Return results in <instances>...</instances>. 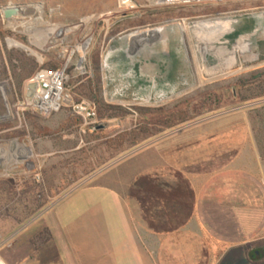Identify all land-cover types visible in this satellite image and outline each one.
I'll return each instance as SVG.
<instances>
[{"label": "rangeland", "instance_id": "1", "mask_svg": "<svg viewBox=\"0 0 264 264\" xmlns=\"http://www.w3.org/2000/svg\"><path fill=\"white\" fill-rule=\"evenodd\" d=\"M131 1L134 9L126 11L120 0H0V83L7 84L12 107L11 117L0 124V157H4L0 160L1 219L34 220L68 192L62 209L70 220L80 218L88 209L111 207L126 196L138 203L137 197L147 202L146 193L134 198L130 195L143 177H157L173 187L177 176L189 183L191 169L186 168L195 157L170 153L164 156L172 159L167 167L160 151L174 142L165 140L176 137L187 143L207 137L212 127L209 123L230 115L247 114L257 137L264 140V44L257 56L248 57L230 73L205 77L191 24L195 17L208 14L224 13L233 19L260 15L264 0H217L189 6ZM11 6L25 11L12 21L18 28L15 30L2 15ZM39 13L44 21L37 25L40 32L26 33ZM108 13L114 14L111 19L104 18ZM87 19L90 21L84 25ZM180 24L195 63L197 82L190 71L184 72L182 79L165 80L160 71L165 66L162 62H151L155 67L134 79L128 63L116 54L121 48L119 39L136 30L161 28V35L184 55ZM75 27L74 32L68 31ZM45 29H64V36L57 38ZM32 35L40 47L46 41L57 43L41 52L31 46ZM84 43L86 50L81 48ZM29 51L43 60L30 56ZM110 52L114 55L105 66ZM53 68L65 71L64 92L73 103L86 102L96 109V130L70 106L46 115L28 99L27 85L37 71ZM28 73L31 77L24 80ZM147 76L157 83L149 87ZM179 147L182 145L173 146V151ZM8 179L14 181V192L3 182ZM39 205L46 206L36 213ZM145 206L149 208V204ZM261 249L263 246L256 248Z\"/></svg>", "mask_w": 264, "mask_h": 264}, {"label": "crops", "instance_id": "2", "mask_svg": "<svg viewBox=\"0 0 264 264\" xmlns=\"http://www.w3.org/2000/svg\"><path fill=\"white\" fill-rule=\"evenodd\" d=\"M209 126L207 137L167 138L174 143L160 151L167 167L170 153L195 157L186 168L194 202L185 221H147L141 204L127 196L70 220L62 209L68 192L29 222L0 218V258L6 264H264V250H256L264 249V140L244 113ZM42 227L49 241L39 238Z\"/></svg>", "mask_w": 264, "mask_h": 264}, {"label": "flooded vegetation", "instance_id": "3", "mask_svg": "<svg viewBox=\"0 0 264 264\" xmlns=\"http://www.w3.org/2000/svg\"><path fill=\"white\" fill-rule=\"evenodd\" d=\"M255 16L244 14V17L233 19L223 13L201 15L193 19L191 24L199 47L197 51L199 54L198 61L202 67L203 76L216 77L230 73L248 57L258 55V51L262 49L264 44V19L258 21ZM215 24L217 25L214 26ZM180 32L181 44L186 49L185 54L177 53L169 38L161 35L153 47V53L159 57V60L151 62L154 65L160 62L165 63L164 68L160 71L167 81H172L175 78L182 79L184 72L190 71L195 82H197L198 74L195 63L189 51L186 34L181 27ZM127 63L130 75L134 79L138 78L143 63L139 62L138 57L130 59ZM146 78L149 87L157 83V80H153L151 77L147 76ZM5 90L8 93L7 84ZM10 117L11 114L7 119ZM6 120H0V124ZM1 159L4 157L1 156Z\"/></svg>", "mask_w": 264, "mask_h": 264}, {"label": "water", "instance_id": "4", "mask_svg": "<svg viewBox=\"0 0 264 264\" xmlns=\"http://www.w3.org/2000/svg\"><path fill=\"white\" fill-rule=\"evenodd\" d=\"M24 14L25 11L20 6L7 7L2 11L4 19L8 22H12L19 15ZM255 17L258 19V21H263L264 12L260 15H256ZM33 22L34 25L26 27V33L40 32V28L37 27L39 23H37L36 21ZM216 25L217 24H215L214 26ZM180 27L184 30L182 24H180ZM44 31L47 34L49 33L48 29H45ZM163 31V29L148 28L143 30H136L131 34L123 36L119 39V41L121 42V48L116 54H119L120 59L124 62H128L130 59H136L138 57L139 62L143 63V66L141 67V73H147L149 72V69L151 67H155L154 65L150 64L151 61L159 60V57L155 56L153 53V47L156 40L161 36ZM31 42V46L41 52H46L51 46L57 43V41L51 40L44 43L42 47H39L33 37L31 38ZM21 49L27 51L25 48ZM29 55L37 57V55H34L32 53H29ZM105 66H107L106 63ZM5 87L6 83H0V120H6L10 116L12 109ZM37 89V82L34 81V79L30 80L27 85L26 95L28 99L32 101L33 106L41 110L45 105H43V103L36 97Z\"/></svg>", "mask_w": 264, "mask_h": 264}, {"label": "trees", "instance_id": "5", "mask_svg": "<svg viewBox=\"0 0 264 264\" xmlns=\"http://www.w3.org/2000/svg\"><path fill=\"white\" fill-rule=\"evenodd\" d=\"M34 66L36 68V65ZM51 70L56 71V68ZM31 75L32 73L25 74L24 80L30 78ZM96 89L98 93L99 88ZM176 178V187L161 183L157 177H143L136 181L134 187L131 189L130 195L134 198L138 196V193L147 194V202L137 197L141 203L147 221L160 218L185 221L189 218L194 202L193 192L189 183L183 180L181 176H177ZM3 182L9 185L10 192H14L15 184L13 180L8 179ZM146 203L149 204V208L145 206ZM45 206L46 205H39L35 212L37 213L43 210ZM151 226L156 230L162 228L159 224H154L153 222H151ZM38 236L42 240L46 238L44 239L46 241H49L51 238L49 230L45 227L40 228ZM263 250L264 249L261 251ZM250 260L254 262L256 259L250 256Z\"/></svg>", "mask_w": 264, "mask_h": 264}, {"label": "built area", "instance_id": "6", "mask_svg": "<svg viewBox=\"0 0 264 264\" xmlns=\"http://www.w3.org/2000/svg\"><path fill=\"white\" fill-rule=\"evenodd\" d=\"M189 1V0H185ZM191 1V0H190ZM217 1V0H214ZM124 3L132 2L131 0H123ZM212 1H207L204 3H210ZM133 3V2H132ZM201 3V4H204ZM199 3L187 2V3H177L175 5L167 6H176V5H196ZM134 6V5H133ZM165 6V5H164ZM134 9V8H132ZM130 10V9H126ZM59 74H62V78H59ZM34 81L38 84V89L36 91V97L45 105L39 111L43 112L46 115H50L55 111H59L64 106H70L73 113L80 117L84 122H89L92 125L94 130L97 129V112L96 109L86 102L73 103L70 96L65 95L64 92V82H65V71H53L49 69H40L37 71L33 77ZM49 101H56L53 108L48 107ZM37 109V108H36ZM0 264H6L0 258Z\"/></svg>", "mask_w": 264, "mask_h": 264}, {"label": "bare ground", "instance_id": "7", "mask_svg": "<svg viewBox=\"0 0 264 264\" xmlns=\"http://www.w3.org/2000/svg\"><path fill=\"white\" fill-rule=\"evenodd\" d=\"M207 1H214V0H189V1H185V0H150V2H151V4H153V5H156V6H162V5H175V4H177V3H187V2H195V3H199V4H201V3H204V2H207ZM222 1V0H221ZM215 3V2H214ZM120 4H121V7H122V10H126V9H132V8H134V6H133V3H124L123 2V0H120ZM160 9V8H159ZM37 10V9H36ZM120 11V10H119ZM127 11V10H126ZM131 11V10H130ZM110 12V11H109ZM114 12V11H113ZM38 13V12H37ZM114 14L113 13H108V14H106V15H104V18H106V19H111L112 18V16H113ZM33 21H36L37 23H43L44 21H43V17H42V14H40L39 13V15L33 20ZM90 21V19H87V20H85V22H84V25H86L88 22ZM10 25V27L11 28H13L14 30L17 28V26H14V25H12V22L9 24ZM22 26L23 27H26V23H22ZM184 28V27H183ZM18 29V28H17ZM76 29H78V27H75V28H68V31H70V32H74ZM159 29H161V28H159ZM60 30V31H59ZM59 30H53V29H51V30H48V31H53L54 32V34H57L58 35V37L57 38H59V37H63L64 36V29H59ZM52 33V32H51ZM33 36V38L35 39V35H32ZM35 41L36 42H38L36 39H35ZM46 42H48V41H46ZM39 44V43H38ZM37 44V45H38ZM39 47H40V45H38ZM79 48V47H78ZM78 48H76L75 49V51L77 52V53H79V51H78ZM81 48H83L84 50H86V48H87V43H84L82 46H81ZM30 53H32V54H34V55H37V54H35L34 52H31V51H29ZM80 54V53H79ZM113 55H114V53H112V52H110L106 57H105V63L108 65L109 64V62H110V59L113 57ZM37 57L39 58V60L40 61H42L43 60V58L42 57H40V56H38L37 55ZM59 78H62V74H59ZM55 102L56 101H49L48 102V107L49 108H53L54 106H55ZM5 150V149H4ZM0 152H1V150H0Z\"/></svg>", "mask_w": 264, "mask_h": 264}]
</instances>
